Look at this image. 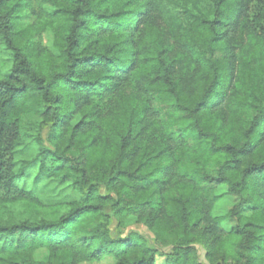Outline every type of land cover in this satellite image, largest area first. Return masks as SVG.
Returning a JSON list of instances; mask_svg holds the SVG:
<instances>
[{
  "label": "trees",
  "instance_id": "obj_1",
  "mask_svg": "<svg viewBox=\"0 0 264 264\" xmlns=\"http://www.w3.org/2000/svg\"><path fill=\"white\" fill-rule=\"evenodd\" d=\"M1 50L0 264H264V0H0Z\"/></svg>",
  "mask_w": 264,
  "mask_h": 264
},
{
  "label": "rangeland",
  "instance_id": "obj_2",
  "mask_svg": "<svg viewBox=\"0 0 264 264\" xmlns=\"http://www.w3.org/2000/svg\"><path fill=\"white\" fill-rule=\"evenodd\" d=\"M44 42L47 45H50L51 37L44 36ZM6 53L0 51L1 59L6 58ZM36 152L35 146L21 147L18 148L15 153L16 161L29 160L34 157ZM34 171L28 170L26 176L19 180L18 185L24 189L31 190L35 196H37L42 202L47 204H57L69 202L77 199V194L69 189L67 186H59L50 180L38 179L37 181L33 180ZM229 205V201L226 199L221 200L215 210V213H220L226 209ZM113 228V227H111ZM132 231L140 233L144 236L150 243H152L151 235L146 231L143 226H131ZM129 230V229H128ZM85 264H112L110 259L103 260L102 262L97 263H85Z\"/></svg>",
  "mask_w": 264,
  "mask_h": 264
}]
</instances>
